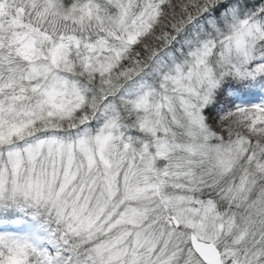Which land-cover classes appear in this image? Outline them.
I'll use <instances>...</instances> for the list:
<instances>
[{
	"label": "snow or ice",
	"instance_id": "obj_1",
	"mask_svg": "<svg viewBox=\"0 0 264 264\" xmlns=\"http://www.w3.org/2000/svg\"><path fill=\"white\" fill-rule=\"evenodd\" d=\"M0 264H264V0H0Z\"/></svg>",
	"mask_w": 264,
	"mask_h": 264
}]
</instances>
